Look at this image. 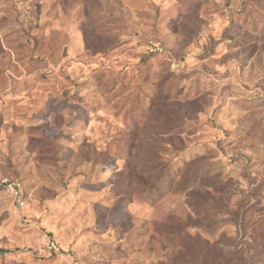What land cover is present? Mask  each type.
<instances>
[{
    "label": "rangeland",
    "instance_id": "obj_1",
    "mask_svg": "<svg viewBox=\"0 0 264 264\" xmlns=\"http://www.w3.org/2000/svg\"><path fill=\"white\" fill-rule=\"evenodd\" d=\"M0 174V264H264V0H0Z\"/></svg>",
    "mask_w": 264,
    "mask_h": 264
},
{
    "label": "built area",
    "instance_id": "obj_2",
    "mask_svg": "<svg viewBox=\"0 0 264 264\" xmlns=\"http://www.w3.org/2000/svg\"><path fill=\"white\" fill-rule=\"evenodd\" d=\"M156 48L162 50L158 43H153ZM0 195L9 197L12 202L20 207L26 203L25 190L23 182L18 178H11L9 176H0ZM51 248V245H49Z\"/></svg>",
    "mask_w": 264,
    "mask_h": 264
},
{
    "label": "trees",
    "instance_id": "obj_3",
    "mask_svg": "<svg viewBox=\"0 0 264 264\" xmlns=\"http://www.w3.org/2000/svg\"><path fill=\"white\" fill-rule=\"evenodd\" d=\"M2 175H4V174H0V176H2ZM4 176H8V175H4ZM9 177H11V176H9ZM11 178H17V177H11ZM19 179V178H18ZM26 193H25V197H26ZM3 196H5V195H3ZM7 197V196H6ZM9 198V197H8ZM10 199V198H9ZM26 199V198H25Z\"/></svg>",
    "mask_w": 264,
    "mask_h": 264
}]
</instances>
